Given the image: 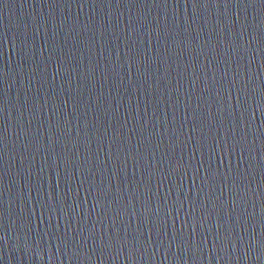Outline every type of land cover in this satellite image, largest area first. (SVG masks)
Returning <instances> with one entry per match:
<instances>
[{"label":"water","instance_id":"1","mask_svg":"<svg viewBox=\"0 0 264 264\" xmlns=\"http://www.w3.org/2000/svg\"><path fill=\"white\" fill-rule=\"evenodd\" d=\"M0 264H264V0H0Z\"/></svg>","mask_w":264,"mask_h":264}]
</instances>
